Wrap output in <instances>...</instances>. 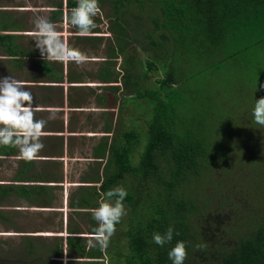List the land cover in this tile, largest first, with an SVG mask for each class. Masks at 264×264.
<instances>
[{"label":"trees","instance_id":"16d2710c","mask_svg":"<svg viewBox=\"0 0 264 264\" xmlns=\"http://www.w3.org/2000/svg\"><path fill=\"white\" fill-rule=\"evenodd\" d=\"M98 2L101 11L111 4L106 18L116 38L99 77L117 84L123 108L126 101L136 107L124 124L135 128L120 142L118 125L103 145L109 150L95 149L104 171L71 207L92 216L102 194L126 189L127 215L107 248L118 264H173L169 252L178 241L186 245L184 264H264V211L258 206L264 207V126L252 115L255 101L264 97V0ZM76 5L62 0L53 17ZM132 8L137 32L130 26ZM139 35L149 53L144 66L127 55L134 41L129 38ZM17 38L0 32V45L4 49ZM62 73L53 75L59 79ZM211 181L215 192H209ZM90 220L94 232L98 224ZM169 227L172 241L157 245L153 234ZM72 240L81 255L87 253L86 243ZM88 254L103 258L98 247Z\"/></svg>","mask_w":264,"mask_h":264},{"label":"crops","instance_id":"0c3cea01","mask_svg":"<svg viewBox=\"0 0 264 264\" xmlns=\"http://www.w3.org/2000/svg\"><path fill=\"white\" fill-rule=\"evenodd\" d=\"M61 2L50 0L47 6L51 12L49 20L58 28L71 27V34L58 29L69 47L81 51L76 46L77 42L85 40L86 43L92 42L98 51L101 49L98 43H103L105 38L111 37L112 41H116L109 27L110 34L106 37L100 31L102 21L99 17H96L97 27L87 35H81L78 29L67 23L66 16L70 11L66 8L64 15L53 17V11L57 10L55 6ZM28 11L29 8L18 0H0V32L20 35L14 41L7 40L4 49L0 45V53L4 56L2 60L0 58V77L12 76L23 81L26 90L33 94V107L39 108L36 119L48 122L41 139L44 148L36 161L25 162L19 157L18 149L0 146V193L2 189L5 190V196L0 195V202L3 203L0 205V219L6 220L11 217L10 214L16 216L24 212L31 213L34 219L45 217L34 229L30 223L16 232L23 239V243L13 248L17 264H24V259L29 264H107V261L112 264L108 249L102 259H97L98 256L88 254L95 248L89 249L87 242L84 247L87 253L83 255L79 253L77 241L71 245L73 238L81 239L78 237L81 232L78 224H73L72 230H69V220L73 222V219L68 216L88 218L92 224L90 218L93 215L87 216L85 211L75 210L71 204L93 186L94 177L102 175L104 171V162L94 156V152L95 149L102 154L107 152L109 147L103 145L110 142L116 133L119 118L117 84L104 83L100 79L104 83L100 87L104 89L99 88V92H95L93 86H89V78L83 79L86 76L78 74L80 70L76 71L77 64L44 60L34 41V24L29 20L31 16H23ZM99 33L103 34L95 36ZM27 42L33 46L26 45ZM81 52L87 54L85 50ZM55 70L63 72L58 75L59 79L53 75ZM92 98L98 102L89 110L88 103ZM53 112L56 118L49 120ZM84 117L86 122L96 120L98 127L95 123L92 127L84 126ZM60 211L68 218L65 223L66 216H63L61 223L55 225L53 218L48 216Z\"/></svg>","mask_w":264,"mask_h":264},{"label":"clouds","instance_id":"9594fccd","mask_svg":"<svg viewBox=\"0 0 264 264\" xmlns=\"http://www.w3.org/2000/svg\"><path fill=\"white\" fill-rule=\"evenodd\" d=\"M33 11L34 41L44 60L75 63L78 66L88 61L86 54L69 47L56 24L46 15L39 14L43 9ZM100 15L102 12L98 0H77V5L70 10L66 20L78 29L81 35H87L97 27L95 18ZM33 103V94L26 90L23 81L12 76L0 77V146L18 149L19 157L25 162H33L39 158L44 148L41 139L48 122L45 119H36L39 108L33 107ZM252 115L256 124L264 126V97L255 101ZM55 118L56 113L53 112L48 119ZM127 195L124 187H117L102 194L99 206L92 211L98 227L88 240L89 249L98 246L102 253H106L110 239L116 232V225L127 215L123 203ZM173 232L174 229L169 227L164 234L154 233L153 241L163 247L172 241ZM187 255L185 242L178 241L169 252V259L173 264H184Z\"/></svg>","mask_w":264,"mask_h":264},{"label":"rangeland","instance_id":"374dc122","mask_svg":"<svg viewBox=\"0 0 264 264\" xmlns=\"http://www.w3.org/2000/svg\"><path fill=\"white\" fill-rule=\"evenodd\" d=\"M18 2H20L26 8H29L30 11H28V13H23V16H27V14H30L31 18L29 20L32 23H33V19H34V15H35L33 9H43L44 11L40 12L39 14L40 15H46L49 19V13H51V12L48 11L47 6H49L50 0H18ZM133 10H134V8L130 9L131 17L129 18V21H130V26L135 30V32H137L136 30H138V28H139V20L135 19L132 16ZM101 12H102V15L97 16V17L101 18L102 23H101L100 31L103 32L104 36L106 37L110 34V33H108L109 32L108 31L109 21L107 20L106 16H107V14H110L112 12L111 4H109V2H106L104 4V10H102ZM124 19H126V17H124ZM118 23L120 25L123 24V19H119ZM70 28H71L70 26H64V27H61L58 29L60 31L61 30L68 31L69 34H71L72 30ZM34 30H35V25H34L33 31ZM135 32L133 34H137ZM103 33H99L98 35H95V36H100V34H103ZM64 34H67V33L64 32ZM91 36L93 37V35H91ZM111 39H112L111 37H108V38H105L103 43H98L101 46V49H99L98 51H97L96 47H94V44L92 42L86 43L85 40L77 42L78 45H76L77 48L80 47L81 51L85 50L87 52L86 55L89 58L88 61L86 63H84L82 66L77 65L76 71L80 70L78 72V74H80V75L82 74V76H86V77H83V79L89 78V79H87L90 83L89 86H93V88H94L93 91H95V92H99L98 89L102 88V87H100V84H102V85L104 84V83H101V80L99 77V71H100V67L105 66V64L102 60L104 57L106 58L104 51L109 50L110 42L112 41ZM142 39H143V37L140 35L138 37L133 36V37L129 38V40H134V41H132V43L130 44V47L128 50L129 53L127 55L133 56V58H135L134 61H136L138 63L141 61V65L144 66V62H146V60L149 58V53H147L145 48H143L142 42H141ZM135 41H137V42H135ZM126 43H127V41H126ZM25 44L28 46H33V44L30 42H27ZM132 47L133 48L138 47V50H137L138 52H136L135 50L130 51V49ZM145 47L147 48L148 45H146ZM0 58H1V60L4 58V56H2L1 53H0ZM123 59H124V57L120 58L116 64V68H115V74L116 75L119 74L118 72L121 71L122 66L125 65ZM137 67L139 69L141 68L140 66H137ZM116 70L117 71L119 70V71L117 72ZM141 73H142V76L145 74V72H143V71H141ZM156 74H157L156 72L151 73L152 76H155ZM162 75H163L162 70H159V76H162ZM155 82L156 81H155V77H154V78H152L151 83L155 84ZM103 87H105V86H103ZM102 89H104V88H102ZM88 95L89 94H86V96H88ZM116 96H118L117 98H118V102H119V109H118L119 118H118L117 126L119 125L118 127H120L118 129L119 132H118L117 141L121 142V141H126L127 136L130 135L129 133L130 132L132 133L133 129L135 128L134 126L125 127L124 124L126 123L127 120H130L133 118V114L136 113V107L131 105L130 101H126L127 105H125V108H123V102L124 101H122V99H121L122 93L118 91L116 93ZM97 102L98 101L96 100V98L89 99V103H88V104H90L89 110H92V108H94V106L96 105ZM121 109H123V110L121 111ZM112 115H113V112H112ZM138 115H139V112L135 115V117H137ZM86 120L87 119L84 117L82 122L85 123ZM135 121H136V125H139V123H140L139 120L137 121L135 119ZM121 122H122V124H121ZM94 123L96 126V120H94V121L91 120L90 122H86L84 126L92 127L94 125ZM120 124H121V126H120ZM97 127L98 126H96V128ZM96 128H94V129H96ZM145 137H143V138L146 141ZM143 147H144V145H143ZM143 147H142V149H143ZM218 178H221V175H219ZM126 180H127V178H126ZM211 184H213V181H211ZM204 188L208 189L207 184H204ZM209 192H215L214 184L211 186V189H209ZM70 196H71V194H70ZM69 203H70V201H69ZM66 205H67V202H66ZM258 206L261 209L260 211H264V207L262 206V204L260 206L259 201H258ZM55 209H57V208L55 207ZM241 209L243 210V207L239 206L240 211H241ZM66 210L67 209L65 208V211ZM31 215H32L31 213L24 212L23 214H16V216H14V214H10L11 217L6 219V220H3V218H2V221H1V219H0V264H17V263H15V261H17V259H16V255H15L13 248H17V246L20 245V242L23 243V239L21 240L20 237H18L16 232L18 230H21L23 228V226L29 225L30 223L33 224V229H34L37 226V224H40L41 222H43L45 220V217L34 219ZM63 216H66V215L62 211H60V212H55L52 216L49 215L48 217L53 218L55 225H59L61 223ZM68 217L73 219V222H71V220H69V224H68L69 230H72L73 224H78V230H80V232H81V234L78 237H81V240L83 242L88 243V240L92 235L91 234L92 231L90 228L92 224L89 221V219L83 218V217H72L70 215ZM68 217L66 216V219L64 220L65 223H66V220ZM123 218H126V216H124ZM96 223H97V221H96ZM124 229H125V227L123 226L122 231ZM64 235H66V234L64 233ZM84 237H87V238H84ZM25 241L26 240L24 239V243H25ZM3 243H5V244H3ZM110 250H114V248L111 245H110ZM109 260H113L112 264H118L119 263L114 255H113V258L111 259V257H110ZM107 264H111V263L110 262L108 263V261H107Z\"/></svg>","mask_w":264,"mask_h":264}]
</instances>
